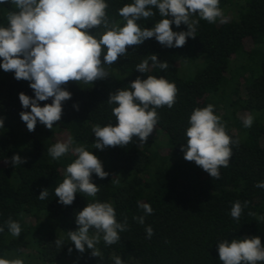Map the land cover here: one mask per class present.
Segmentation results:
<instances>
[{
  "label": "trees",
  "instance_id": "1",
  "mask_svg": "<svg viewBox=\"0 0 264 264\" xmlns=\"http://www.w3.org/2000/svg\"><path fill=\"white\" fill-rule=\"evenodd\" d=\"M110 22L126 23L118 10L134 0H105ZM226 22L199 20L195 38L189 37L183 47L168 48L155 38L139 46H129L126 56L111 66L105 65L108 77L94 84L69 82L66 90L72 98L63 102L61 120L51 130L37 122L29 132L21 120L24 109L19 93L34 98L29 81H17L13 72L0 68V258L26 257L42 264H114L119 256L124 264H222L218 243L227 239L259 236L264 244V188L255 185L264 181V0H219ZM15 10L11 4L0 5V26H7L6 13ZM148 19L137 23L152 28L162 17L158 9ZM173 31H187V25ZM104 31L93 29V34ZM106 51V50H105ZM158 62L167 61L162 70L152 65L140 73L136 65L150 55ZM103 61V55L101 56ZM2 63V59H0ZM197 65L192 77H181L186 65ZM164 77L175 83L178 93L172 108L157 109L159 120L147 142L140 146L138 137L125 147L95 149L92 127L116 124L109 105L110 93L128 88L137 77ZM51 98L40 102L50 104ZM79 105V110L73 105ZM214 105V112L226 123L227 133L239 145L232 146L228 167L220 168V177H210L195 162L186 161L181 145H186V129L195 108ZM254 120L245 128L243 119ZM159 136V137H158ZM161 136V137H160ZM72 140L71 147L83 145L93 152L109 173L105 179L92 174V182L100 191L95 197L77 193L70 206L62 205L55 196V187L63 182L67 166L76 156L69 151L53 159L48 149L56 142ZM26 158V163L13 166L14 155ZM119 176V185L113 184ZM48 189L44 200L41 190ZM111 203L116 219L127 224L120 240L107 245L101 238L96 247L101 257H93L91 249L77 251L67 236L78 230L76 214L92 202ZM239 201L243 207L238 220L231 217L232 205ZM147 203L152 214L139 207ZM254 215H249V213ZM144 217V223L138 222ZM11 218L21 226L14 237L6 221ZM151 226L154 234L147 238ZM94 230H90L93 234ZM63 238L58 248L54 241ZM72 248L69 253L68 249ZM264 264V262H257Z\"/></svg>",
  "mask_w": 264,
  "mask_h": 264
},
{
  "label": "clouds",
  "instance_id": "2",
  "mask_svg": "<svg viewBox=\"0 0 264 264\" xmlns=\"http://www.w3.org/2000/svg\"><path fill=\"white\" fill-rule=\"evenodd\" d=\"M11 4L15 10L6 13L7 26H0V68L4 72H13L17 81H29L34 91V98L19 93V101L24 109L20 113L21 120L27 130H35L37 122L51 130L54 123L61 120L63 102L72 98L66 90L69 82L94 84L95 81L108 77L105 65L111 66L118 58L126 56L129 46H139L144 41L155 38L162 46L183 47L189 37L195 38L199 20L215 23L223 18L219 0H134L118 10V14L126 22L123 27L118 22H110L105 0H0V5ZM152 8L158 9L162 19L152 28H142L137 21L155 15ZM187 25V31H173L181 24ZM103 27L104 31L93 34L91 30ZM106 50V51H105ZM103 55V61L101 56ZM149 60L154 67L167 70V61L158 62L157 55H150L136 65L140 73L149 71ZM178 89L175 83L164 77L148 75L146 79L137 77L128 88H120L110 93L108 104L116 105L112 114L116 124L101 127L95 124L92 131L96 141L95 149L104 150L108 147H125L138 137L140 146L147 142L158 123V108H172L176 102ZM51 98L50 104L41 107L40 102ZM79 110V105L74 104ZM254 118L251 115L243 119L245 128H250ZM4 127V119L0 118V128ZM186 145H181L183 158L201 167L210 177L219 179L220 168L228 167L232 156V146L239 145L227 133L226 123L214 112V105L195 108L189 117L186 129ZM72 140L56 142L48 149L53 159H59L71 151L75 160L71 162L65 173L63 182L55 187L58 202L70 206L76 194L84 193L95 197L100 191L92 182V174L105 179L109 176L100 159L86 150L83 145L71 147ZM13 166L26 163V158L14 155L9 161ZM112 182L119 185V176ZM255 187L264 188V181ZM48 189L40 192L38 199L44 200ZM236 201L231 208V217L238 220L243 207L247 206ZM145 214H152V207L140 204ZM254 215V213H249ZM143 224L144 217L134 218ZM264 219V218H262ZM75 223L78 230L68 231L67 236L80 253L85 246L91 249L93 257H101L96 245L101 238L107 245L120 240V232L127 230L124 223L116 219L114 206L108 202L88 203L76 214ZM8 231L14 237L21 234V226L9 218L6 221ZM90 230H94L90 234ZM4 228L0 227V232ZM147 238L154 234L151 226L145 229ZM58 248L64 244L63 238L54 241ZM72 252V248L68 249ZM218 255L222 264H257L264 262V244L259 236L244 239H227L218 243ZM114 264H124L119 256L112 258ZM0 264H24L21 258H0Z\"/></svg>",
  "mask_w": 264,
  "mask_h": 264
},
{
  "label": "rangeland",
  "instance_id": "3",
  "mask_svg": "<svg viewBox=\"0 0 264 264\" xmlns=\"http://www.w3.org/2000/svg\"><path fill=\"white\" fill-rule=\"evenodd\" d=\"M197 71V65H186V67H182L180 70V75L181 77L188 79L190 77H192V75H194V73ZM159 137V136H158ZM161 137V136H160ZM12 258H21L24 260V264H42L41 262H39L38 260L32 259V258H24V257H11L9 259Z\"/></svg>",
  "mask_w": 264,
  "mask_h": 264
}]
</instances>
